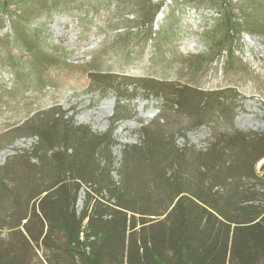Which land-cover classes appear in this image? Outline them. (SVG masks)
<instances>
[{
	"label": "rangeland",
	"instance_id": "374dc122",
	"mask_svg": "<svg viewBox=\"0 0 264 264\" xmlns=\"http://www.w3.org/2000/svg\"><path fill=\"white\" fill-rule=\"evenodd\" d=\"M149 78L174 89L142 90ZM184 86L222 97L176 106ZM44 136L51 150L43 151ZM261 137L264 0H0V264H82L66 252L60 228L45 242L27 230H40L32 202L60 186L71 200L75 182L73 208L79 216L89 201L94 229L111 222L110 208L125 197L138 211H163L176 190L164 186L172 175L221 202L235 187L231 202L262 208L264 183L250 177L257 153L248 151L264 148ZM107 152L109 190L92 186L100 170L89 174L92 163L108 164ZM88 239L96 240L84 247L87 256L103 249L105 264H129L126 248L102 247L101 234ZM137 247L133 257L145 264ZM161 258L175 264L171 250Z\"/></svg>",
	"mask_w": 264,
	"mask_h": 264
},
{
	"label": "trees",
	"instance_id": "16d2710c",
	"mask_svg": "<svg viewBox=\"0 0 264 264\" xmlns=\"http://www.w3.org/2000/svg\"><path fill=\"white\" fill-rule=\"evenodd\" d=\"M109 74L98 73V76L107 80L111 77ZM143 81L147 86H142V90H150V88L174 89L172 83L166 81H156L153 78L143 79ZM175 92H178L180 100L174 104L183 108L187 107V103L193 96L206 94L210 97L215 95L216 99L222 97L216 91L208 90L207 93H203L204 90L191 89L189 86H184ZM87 132L90 136L96 137L90 131ZM102 137L106 145L113 142L110 139V132L103 134ZM47 138L44 136L42 139L43 151L51 150V147L46 148L45 146ZM260 140L263 142V137ZM89 142L90 144L94 143L92 139H89ZM252 148L256 150L253 153H257V156L251 162L250 171L253 172L250 177L264 183V164L259 168V174L255 173L256 162L264 158V148L251 146L248 151H251ZM56 154L57 152L52 153L53 156ZM42 155L45 158L44 162L50 160L46 159V153ZM106 159L108 164L105 167L99 168L92 163L89 174L94 176L96 171L100 170L104 175L95 180L97 182L93 181L94 185L92 186H106L109 190L110 185L113 184L112 181H109L112 168L108 167L111 163V153L107 152ZM170 178H172V183L166 179L164 186L171 184L168 188L176 190L170 203L163 211L153 212V214L138 211L141 209L134 208L138 201L125 197L124 203L119 202L110 208L113 212L111 222H108L109 224L103 228L97 229H94L97 217L95 218L94 214H89L87 210L89 201L86 200L79 216L76 215L73 208L76 199L75 192L78 191L80 182H75L76 187L71 195V200L70 190L60 186L57 189L58 195H54V192L53 194L46 192L38 200L32 202L30 212L31 215L38 218L40 230L38 234H34L30 229H27L28 234L35 242L40 240L45 242L53 233L54 228H60L66 239V252L78 254L82 264H105L102 261L103 249L96 251L92 248V256H87L83 250L87 243L92 245L96 240L95 237L99 234L103 239L102 247L105 248L106 244L110 242V247L114 249L119 246L123 249L126 248V261L129 264L137 263L136 257L134 258L131 252V244L138 245L137 250L141 252V259L145 264H165L161 258L162 250L173 251L175 264H234V261L239 264H254L255 260L264 257V207L242 206L239 204L240 202L238 204L231 202L237 194L235 187L228 190V196L221 202L214 195L204 192L198 185L192 184L191 179L189 181L185 179L186 182H184L173 175ZM159 180L161 183L164 182L162 170ZM99 189L101 188H97L95 192ZM47 190H41L39 193ZM239 193L245 195L242 189ZM86 194L89 196L90 192L87 191ZM223 202L225 203L223 204ZM135 214H141L138 229H136ZM144 214L163 215V217L151 220L144 217ZM84 219H87L86 225L89 231L84 232L83 240H80L79 234L83 233L82 221ZM29 220L28 218L27 221ZM25 223L26 227L28 224ZM89 236H93L95 240L89 241ZM112 239L116 242L112 243ZM137 264H143V262L140 260Z\"/></svg>",
	"mask_w": 264,
	"mask_h": 264
}]
</instances>
